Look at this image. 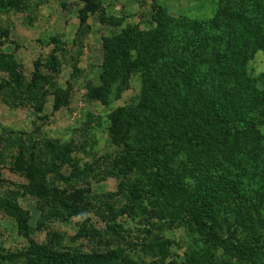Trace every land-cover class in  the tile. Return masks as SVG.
I'll list each match as a JSON object with an SVG mask.
<instances>
[{
  "label": "rangeland",
  "instance_id": "374dc122",
  "mask_svg": "<svg viewBox=\"0 0 264 264\" xmlns=\"http://www.w3.org/2000/svg\"><path fill=\"white\" fill-rule=\"evenodd\" d=\"M96 4V10L84 12ZM245 8L250 17L264 18V0L0 3V29L8 31L0 38V55L14 59L23 76L16 91L0 89L1 256L27 253L36 242L69 256L110 251L114 264H264V48L251 44L252 54L241 66H233L234 60L218 64L228 47L233 59L255 38ZM158 9L173 18L172 29L178 22L192 27L186 37H197L199 57L204 47L209 59L193 60L185 50L187 64L172 71L178 82L170 76L172 81L160 80L153 89L146 79L166 78L161 71L185 49L175 43L185 29L176 26L174 36L158 39L172 54L155 53L159 42L151 39ZM238 16L245 18L238 22ZM131 29L138 33L123 43ZM214 35L220 40L214 42ZM238 37L243 44L236 43ZM52 58L55 66L48 69ZM107 60L117 75L104 100L92 90L101 86ZM36 61L43 64V79L28 90ZM124 64L131 68L124 72ZM2 77L8 79L7 73L0 71ZM187 79L193 80L191 87ZM168 84L174 92L171 107L162 98ZM64 90L56 108L55 95ZM200 93L205 101L197 99ZM203 103H215L210 110L217 114L208 115ZM130 106L135 121L126 122L124 141L145 150L128 149L131 163L120 172L123 166L112 160L118 147L109 133L110 114ZM157 111L169 117L163 131L193 124L204 139L139 140L134 132L158 127ZM240 119L255 126L242 128ZM36 168L48 170L44 176L34 173ZM37 181L64 190V198H39L32 187ZM119 182L134 193L120 190ZM10 204L25 216L26 226L8 210ZM24 257H15L14 264H24Z\"/></svg>",
  "mask_w": 264,
  "mask_h": 264
},
{
  "label": "trees",
  "instance_id": "16d2710c",
  "mask_svg": "<svg viewBox=\"0 0 264 264\" xmlns=\"http://www.w3.org/2000/svg\"><path fill=\"white\" fill-rule=\"evenodd\" d=\"M0 3H3V0H0ZM98 6H100V5L99 4L89 5L86 7V9H84V12L94 11L98 8ZM246 8H248V7H246ZM246 8L244 9V15H246L247 21L251 22V24H252L251 26L256 28V29H251L249 31V33L251 34V32H253L252 36H255V38H253V40H248L247 44L245 46L241 47L242 48L241 52L237 53V55H233L234 56L233 59H230V52H229V47H228V49H227L228 51L225 52L226 57H221V61L219 59L218 64L226 63V62H228V64H230L231 60H234L233 66H236V65L241 66L243 64V62H245L249 58V55L252 54V50L254 49V48H252L253 45H255L257 48H262V49L264 48L261 46L262 42L264 44V18L257 19L254 17H250V15L248 13L249 9H246ZM241 9L243 10V8H241ZM154 17L157 20L158 27L152 33V34L156 35V37L154 39H151V41H156V40L158 41V39H161V38L167 39L166 35H169V34H172V36H174V34H175L174 31L176 30V26H178L180 28H184L185 31L183 32V35H181L182 37L179 38V40L175 39L176 40L175 43L177 44V46L182 45V47H184L185 49H182L183 52L180 51L179 60H176V62L173 61L172 64H170L165 69L164 72L161 71L162 74H164V73L167 74L166 78H165V76H162V75H161V78L155 75L156 78L148 77L146 79V80L151 82L150 87L153 89L156 87V82L162 83L160 80L166 79L164 82L173 80V79H169V77L175 76V74L172 73V71H174V68L177 64H180L181 70L184 68V66L187 64V61H188L185 57V53H184L185 50H186V52H188L190 54L189 56H191V59L194 60V58H195L197 60L198 58H200L198 55V48L196 45H202L200 43V40L197 37H194V39H192V37L191 38L186 37L187 35L191 36V32L193 33V31H192L193 28L189 27V25H187V23L178 22L175 25L174 29H172L171 23H173L172 22L173 18L167 17L166 15H164L163 10L160 11L159 9L157 10V13L155 14ZM244 18H245L244 16L243 17L238 16V22H239V20L244 19ZM158 21H159V23H158ZM213 21H216L215 18L212 19L210 22H213ZM166 25H168V27L171 28L172 30H165ZM7 32L8 31L0 29V38H1V36L7 37L8 36ZM137 33H138L137 30L131 29L130 31H127L126 33H124L125 35L120 40L123 43L128 42L130 36H134ZM202 34L204 36L206 35L205 32ZM217 36H220V35H217ZM221 36H223V35H221ZM177 40H178V42H177ZM212 40L214 42H216L217 40H220V39H218V37H216V35H214ZM158 42H159V44L156 45L155 53L157 52L158 55L162 54L163 52H166V54L167 53L172 54V52H170V50H171L170 47L169 48L162 47L160 45V41H158ZM225 42H227L228 46H229L230 43H229L228 39H226ZM231 42L234 43L233 41H231ZM149 43H150V41L148 40L147 44H149ZM236 43L243 44V42L239 39V37H238V40L236 41ZM251 44H253V45H251ZM248 46H250L251 49ZM202 49H203V53L200 54V55H202L201 58L203 60L208 61L209 58L207 56V53H205L206 49H204V47H202ZM230 49H231L230 51H234V48L232 45H230ZM49 63L51 65H50V68H48V69H51L55 66L53 58L51 61H49ZM123 63H124V60H123ZM197 63H201V62H196V64ZM106 66H107V68L104 69L103 72L100 74V79L102 81L101 86L99 88H94L95 91L92 90V94L94 97H99V98H102L104 100L106 99V95L108 94L109 87L111 86V83H112L111 77L114 78L117 75L116 70H114V69L112 70L111 68L108 67V66H110V62L108 60L105 62L104 68ZM129 66H130V64H129ZM129 66H128V64H126V65L124 64L123 71L125 72ZM41 67H43V64L40 61H36L35 62L34 75L31 77V81L28 84L29 87H26V89L29 90V88H31V90H33L34 89L33 87H34V85H36V82L43 79L42 78L43 74L40 71ZM114 68L118 69V67H114ZM130 68H131V66H130ZM132 68L133 69L135 68L134 62L132 63ZM0 71L7 73V76H8V79L3 78V77L0 78L1 79V82H0V89L1 90L3 89L5 92L10 91V90L16 91L18 88L21 87V84L23 83V81H22L23 76H22V73L19 70L18 65L14 59L9 57V59L6 60V58L4 56L0 55ZM121 76H122V78H125L126 74L122 73ZM173 81L176 83L178 82V80L176 78ZM170 84H171V86H175V83H170ZM185 85H187L188 87H191L193 85V80L190 81L189 79H187V81L185 82ZM167 86H168V90L162 96V98H163L164 102H166V104L169 106L170 97L174 92L171 91V86L169 84ZM202 89H204V88H202ZM63 92L67 93V91H65V90L59 91L58 93H56L55 97L57 98V101H59L58 100L59 97L63 98L64 96H66ZM202 94L203 93H200V95L197 96V99L199 101H205L200 97ZM60 104H61L60 101L57 102L55 107L57 108L58 106H60ZM141 104L144 105V109L146 108L148 110V108H150L147 104V101H144ZM141 104L138 105L139 108H142ZM183 104L186 106V103L183 102ZM213 106H215V103H212V104L208 103L207 106H206V103H203L202 109L207 110V114L213 116V115L217 114L216 109H213V111L210 110V108H212ZM170 107H171V104H170ZM132 110H133V107H131V106L129 108H117L115 111H113L110 114L111 124L109 126V133H110L112 143L116 144V146L118 147V152L113 157L114 159H112V160H113V163L115 166H118V167L123 166V168L119 170L120 172L124 171V167L128 168L127 165H129V163H131L132 153L130 151H128V149L131 150V148H135L136 151H139V154L145 150L141 144H137L136 147H134V146L129 147L127 145V143L124 141L125 135H124L123 128L125 126H128V125H126L127 124L126 122L127 121H132V122L135 121V117L130 118ZM152 110H154L153 107H152ZM129 113H130V116H129ZM157 113L159 114V116H161V115L162 116L159 118V120H157L158 127L155 130H151L148 134L147 133H140L139 135H137L135 132L133 133L134 135L138 136L139 140H140V138L141 139L144 138V141H147L148 139L159 137V136H161V141L167 139L170 136H172V138H175L174 140H177L178 137H183L188 141H196V142L200 141V139H198L199 137H202V139H204V136L202 133L203 130H201V129L198 130L197 129L198 126L193 125V124L191 126H186L185 129H183V128L179 129L178 128L176 130V132L173 130H170V129L163 131V124L166 122L167 119H169V117L167 116V113H163V111L162 112L157 111ZM201 113H203V111ZM173 115H177V117H178L181 114L176 113ZM173 115H171V118ZM148 121H151V118H149ZM204 123L208 124L209 121H205ZM238 125L242 128L248 129L250 127L255 126V121H252L249 119L248 120L240 119L238 121ZM143 134H145V135L143 136ZM137 143H140V142H137ZM160 150L163 151V147H160ZM90 167L91 166L87 165V168H90ZM46 170H48V169H46ZM46 170H42L41 168L40 169L36 168V169H33V172L35 171L34 173H38L39 175L45 176ZM28 173H29V171H28ZM34 173H31V175L27 174L28 179H31L32 176L35 175ZM118 185H119L120 190H125V191L130 192V193H134V191H135V189L128 188V186H127V185H129L128 183L123 182V184H122V182H119ZM32 187L34 190L33 193L38 194L39 198L43 199L46 197L48 199L51 197L50 200L55 199V201H60L62 198H64V195H63L64 190L63 191L59 190L56 187L55 188L54 187H52V188L44 187V185L39 181L35 182L32 185ZM79 194H80L79 190H76V193L74 195L79 196ZM48 196H50V197H48ZM6 201H8V200H6ZM8 210L13 211L14 214L17 216L19 223L21 225L26 226L25 216L19 211V209H17L15 207L14 204H10V207ZM109 227L111 228L112 224L109 225ZM30 246H31L30 251H28L27 253H25V252L20 253V255H16V254H8L6 256L0 255V264H14L15 257H19L22 255L25 256L24 257V259H25L24 264H114V253H110V251H104V252L100 251L94 257L87 258L86 256H81V254H78V253H73L72 255L69 256V254H67L66 252H59L57 250H52L50 247H46V246H44L42 244H38L36 242H31ZM3 259L5 261H3Z\"/></svg>",
  "mask_w": 264,
  "mask_h": 264
}]
</instances>
